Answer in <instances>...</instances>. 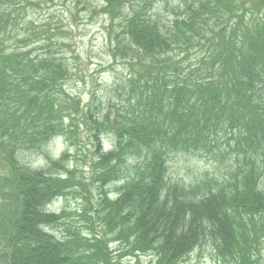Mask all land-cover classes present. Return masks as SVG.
I'll list each match as a JSON object with an SVG mask.
<instances>
[{
  "label": "trees",
  "instance_id": "trees-1",
  "mask_svg": "<svg viewBox=\"0 0 264 264\" xmlns=\"http://www.w3.org/2000/svg\"><path fill=\"white\" fill-rule=\"evenodd\" d=\"M181 2L104 0L93 12L107 22L110 61L95 63L110 80L103 95L90 56L80 58L61 28L39 24L36 3L0 0V264H183L196 247L221 264H260L264 0ZM75 79L91 83L85 102L66 88ZM58 137L67 151L46 171L18 163V151ZM174 155L224 175L172 181ZM57 197H80L93 217L84 208L73 226L68 213L44 212ZM45 228L63 229L61 240Z\"/></svg>",
  "mask_w": 264,
  "mask_h": 264
},
{
  "label": "rangeland",
  "instance_id": "rangeland-1",
  "mask_svg": "<svg viewBox=\"0 0 264 264\" xmlns=\"http://www.w3.org/2000/svg\"><path fill=\"white\" fill-rule=\"evenodd\" d=\"M38 7L31 9L30 13H33L34 19L39 24H49L51 28H61L65 33L63 36L64 41H67L70 45L77 48L80 58L84 61H88L89 56L92 60L90 66L91 71H95L93 77L96 76L98 82L101 83V90H103V95H106L111 90V85L101 81V76L97 75L95 63L98 59H104L105 63L110 61L108 50L105 48L106 42V20L100 15H93V12L98 10L103 4L104 0H32ZM182 0H169V8L176 7L180 5ZM156 14L160 19L168 18L170 15L169 11H165L163 3H158L156 7ZM86 85L84 86L77 79L69 82L66 85L67 90L73 95L80 96L83 101H86L88 93L91 87V83L86 80ZM104 97V96H103ZM60 142V141H59ZM108 148L111 141L107 139L105 142ZM84 149L83 155H87L86 141L84 140ZM66 151L65 146L62 142L57 143L54 146L47 147L46 153L53 155L52 158L57 162L58 158L61 156L62 152ZM18 159L23 166L28 167L31 171L33 170H45L49 163L45 159L44 154L39 153H18ZM69 168L74 165V161L70 159L67 163ZM83 164H79V169L84 173L87 170V173L90 175L89 169L82 167ZM169 172L168 175L172 181H181L185 186L190 184L194 185L206 174L214 175L217 178H220L224 175L225 168L219 165H211L208 161L193 157L190 155H174L171 157L168 162ZM50 174H57L59 169L52 170L50 168ZM87 177V176H86ZM112 188V187H111ZM94 195L96 192L94 190ZM76 198V199H74ZM64 200V199H63ZM56 201L52 203L48 208V212H53L56 214L68 213L72 215L67 222L70 225L78 220L75 217V214H80L84 208H87L88 215L93 217L87 202L82 201L80 197H69L67 201ZM95 199L92 198L91 204L94 205ZM94 219V218H93ZM63 230V229H62ZM75 230V229H73ZM57 238L60 237V233L52 231ZM116 244L109 245L110 251L113 252V255H118L115 251L118 249ZM262 257L260 264H264V249L262 251ZM123 261V260H122ZM139 264H155V260L150 256H141L139 258ZM124 264H134V262H129V259H124ZM183 264H221L219 260L215 257L214 251L209 247H198L192 253L189 254L187 259Z\"/></svg>",
  "mask_w": 264,
  "mask_h": 264
}]
</instances>
